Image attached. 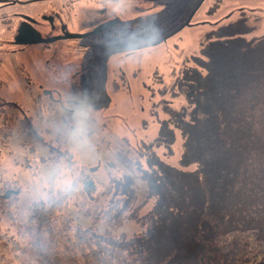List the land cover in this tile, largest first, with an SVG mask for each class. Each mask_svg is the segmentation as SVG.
<instances>
[{
	"label": "trees",
	"instance_id": "16d2710c",
	"mask_svg": "<svg viewBox=\"0 0 264 264\" xmlns=\"http://www.w3.org/2000/svg\"><path fill=\"white\" fill-rule=\"evenodd\" d=\"M213 1L208 13L217 14L197 22L208 26L199 51L172 52L168 63L161 62L165 76L174 77L170 87L163 93L147 88L158 126L151 138L137 137L133 160L146 199L137 203L132 175L114 174L116 164L109 161L102 185L82 179L90 201L108 198L85 210L93 220L73 234L77 255L67 250L66 237L59 250H66L65 258H47L46 264H264V31L247 23L248 16L264 17V5L239 3L219 13L223 0ZM159 79L155 83L167 82ZM12 122L0 98V141L11 138ZM20 129L54 148L48 130L36 132L32 118ZM20 144L27 156L48 160L26 140ZM60 151L69 163L67 150ZM95 188L100 195L92 198ZM50 207L38 215L44 232L54 229ZM127 219L138 220L141 231L114 234Z\"/></svg>",
	"mask_w": 264,
	"mask_h": 264
},
{
	"label": "rangeland",
	"instance_id": "374dc122",
	"mask_svg": "<svg viewBox=\"0 0 264 264\" xmlns=\"http://www.w3.org/2000/svg\"><path fill=\"white\" fill-rule=\"evenodd\" d=\"M125 2L129 10L125 9L123 1L117 6L121 10L123 7V22L107 32L82 39L37 43L22 49L11 41L17 25L14 12L25 5L18 1L0 7V98L27 109L34 124L48 130L50 134L46 138H52L54 145L52 148L49 143L44 144L20 132V122L25 121L22 111L14 107L15 103L6 106L13 114V132L11 138L0 141V191L9 188H20V191L0 199V260L2 258L4 264L7 261L9 264H46L47 258H65L66 250H59L66 237L71 243H67V250L77 255L73 234L88 227L93 220L92 214L85 210L89 211L95 204L103 206L108 198L103 195L90 201L83 190L82 179L89 177L97 186L102 185L108 180L109 161L116 164L114 174L132 175L138 193L137 203L146 199V183L135 169L133 160L139 146H135L137 137L151 138L158 126L150 117L147 88L154 90L153 86H156L162 93L167 91L174 77L165 76L161 62L168 63L172 52L199 51L201 37L203 39L208 26L197 22L202 18H213L217 13H208L207 5L215 3L213 0H207L201 6H198L201 0H155L153 3L141 2L136 9L134 0ZM77 3L65 9V17L68 13L72 15L68 17L73 21L69 23L71 31L91 30L97 21L108 15L103 16L100 8L99 12H91L81 5V9ZM239 3L264 5V0H223L219 13ZM29 4L26 10L33 14L36 3L30 1ZM51 4L48 0L40 2L37 5L41 9L37 13L45 12ZM111 8L115 10L114 5ZM178 13L180 18L174 20ZM127 17L130 20H126ZM188 19L191 20L189 25L186 24ZM172 22L175 23L167 27ZM247 23L254 25L256 32L264 31L261 15L248 16ZM115 35L121 36L123 41L116 54L108 53L104 48L90 47L98 42L110 43ZM132 35L134 43H129ZM130 48H134V52L129 53ZM104 55L108 56L110 68L120 66L122 70L123 77L117 84L114 81L102 84L99 62ZM176 64L173 73L179 70L180 61ZM160 75L166 78V83H155L160 81ZM45 89H53V96L59 100L44 94ZM155 99L160 102L161 98ZM145 121L149 123L147 130ZM24 140L28 146H36L48 160L27 156L20 144ZM61 149L67 150L69 163ZM86 171L89 172L83 176ZM93 194L92 198L100 195L98 188ZM151 205V200L147 201L143 209L147 210ZM44 206H51L50 221L54 227L51 233L44 232L37 221ZM104 229L105 225L99 223V232ZM141 229L138 220L127 219L113 228V233H133ZM41 250L45 251L43 256Z\"/></svg>",
	"mask_w": 264,
	"mask_h": 264
},
{
	"label": "flooded vegetation",
	"instance_id": "af4514ba",
	"mask_svg": "<svg viewBox=\"0 0 264 264\" xmlns=\"http://www.w3.org/2000/svg\"><path fill=\"white\" fill-rule=\"evenodd\" d=\"M18 1L21 4L25 5V7L20 9L19 11L14 12V14L17 18V22H16L17 25H16V28H15V31L13 34V39L11 42H12V44L19 45L21 47V49L26 47L27 45H34L37 43H48V42H52V41H56V40L65 41V40H70V39H74V38L82 39V38H86L88 36L89 37L94 36L97 34L107 32L108 30H110V28L115 27L117 24L122 23L124 20L122 18L123 17L122 14H121L123 7H122V10H121V7L117 8V6L119 4L121 5L122 1L124 2V0H82V1L81 0H60L61 2L59 3V5H58L59 0H48V1H51L52 4H51L50 8H45L46 10L43 13H42V11L37 13V11H39L41 9L40 8L41 6H39L37 4H39L40 2H43L45 0H0V7L10 5L12 3H17ZM30 1H34L36 3V6H34V11H33L34 13L33 14L31 12H27V10H26V7L30 6V4H29ZM153 1H155V0H134V6L133 7H135V6L140 7L141 2L153 3ZM172 1H176V0H172ZM74 2H78L77 4L79 5V7L81 9H83V7H85L86 9L90 10L91 12H94L95 10H97L96 12H99V8H100V9H102L101 11H103V16H105V14L108 13V15H106L107 17L97 21V24L91 30H93L96 26H98L99 24H101L103 22H106L109 20H114V19L117 21L114 24L110 25L109 27L103 29L102 31H99V32L93 33V34H89V35H86L84 37L58 38V36H62L66 32L85 33V32L91 31V30H88L85 32H77V31H71L69 29V23H71L73 21H72V19L71 20L68 19V17L71 18L72 15L69 16L70 13H68L65 17V12H66L65 9H67V7H69L70 5L72 6V4ZM158 3H160V2L158 1ZM124 4H126L125 9L129 10L130 7L127 5V3L124 2ZM111 5L115 6V10L113 8H111ZM198 6H200V5L198 4ZM133 7H132V10H133ZM136 7L134 9H136ZM179 10H181V9H179ZM178 17L180 18V14L175 15L174 20H178L179 19ZM135 18L136 17H134V19ZM126 20H130V18L127 17ZM44 22H46V24ZM35 30L37 31V33L35 32ZM28 32L30 33L29 35H32V38L35 37L36 34H41L42 37H44V38L45 37H53L54 39L52 41H48V42L42 40V41H38V42H34V43H29V42L25 41L26 35ZM115 36L113 37L114 40L112 38L110 43H109V41L98 42L99 44L94 43L90 47L101 48L102 50L104 48L105 50L108 51V53L116 54V53H118V51H120V47H121V44L123 41H122V38H120L121 36L120 37H117V36L115 37ZM129 43H134V35H132ZM128 52L129 53L134 52V48H130V50ZM101 59H100L99 65H102V78H101L102 84L103 85L104 84L107 85L108 83L111 84L112 81H114V84H117L118 80L123 77L122 70H121L120 66L118 65L119 66L118 68L114 67L112 69V68H110V65H109L108 56L104 55L102 62H101ZM109 69H110V71H109ZM22 71H24V68L22 69ZM29 73H31V72L29 71ZM23 75H24V72H23ZM25 75H26V73H25ZM111 75H114V76L112 77ZM26 78H27V76H26ZM51 91H52V97L50 96L49 93H45L44 90H43V93L47 94L52 100H59L58 99L59 97L53 96L54 95L53 89H51ZM1 100L4 102V107H5V110L7 112H9V111H8V108H6V106L7 105L10 106L13 103H15L14 107H17L22 111V113H23L22 117L25 118V120L29 116H31V114H28L27 109H22L18 103L6 100L5 98L1 99ZM4 100H6V101H4ZM30 123H31V120H30ZM20 125H21V122H20ZM20 125H19V130L21 132ZM34 130L36 132H39V130H41V128H40V126H37L34 124ZM2 193H4V191L3 192L0 191V194H2ZM2 198L3 197L0 196V199H2ZM41 251H42L41 253L44 252L43 250H41ZM0 264H4V262H2V258L0 260ZM7 264H9L8 261H7Z\"/></svg>",
	"mask_w": 264,
	"mask_h": 264
},
{
	"label": "water",
	"instance_id": "95a60500",
	"mask_svg": "<svg viewBox=\"0 0 264 264\" xmlns=\"http://www.w3.org/2000/svg\"><path fill=\"white\" fill-rule=\"evenodd\" d=\"M190 19V18H189ZM187 20L186 21V24H189L190 23V20ZM117 20H109V21H106V22H103L101 24H99L98 26H96L93 30L91 31H88V32H85V33H71V32H66L64 35L62 36H58V38H66V37H84L86 35H89V34H93V33H97L99 31H102L103 29L109 27L110 25L114 24ZM35 32L37 33V31L35 30ZM30 33L28 32L27 35H26V42H29V43H34V42H38V41H52L54 38L53 37H42L41 34H36L35 37L32 38V35H29ZM45 93H49L50 96L52 97V91L51 90H47L45 89L44 90ZM20 191V188H9L7 189L4 193L0 194L1 197L3 198H7L11 195V193H15V192H19Z\"/></svg>",
	"mask_w": 264,
	"mask_h": 264
}]
</instances>
